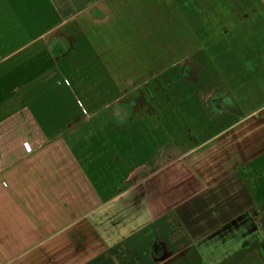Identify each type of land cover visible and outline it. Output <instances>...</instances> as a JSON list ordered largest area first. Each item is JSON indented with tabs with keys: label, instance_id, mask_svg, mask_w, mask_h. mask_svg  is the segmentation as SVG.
<instances>
[{
	"label": "crops",
	"instance_id": "1",
	"mask_svg": "<svg viewBox=\"0 0 264 264\" xmlns=\"http://www.w3.org/2000/svg\"><path fill=\"white\" fill-rule=\"evenodd\" d=\"M0 147V264H264V0H0Z\"/></svg>",
	"mask_w": 264,
	"mask_h": 264
},
{
	"label": "rangeland",
	"instance_id": "2",
	"mask_svg": "<svg viewBox=\"0 0 264 264\" xmlns=\"http://www.w3.org/2000/svg\"><path fill=\"white\" fill-rule=\"evenodd\" d=\"M256 235L255 231L249 228V220L248 217L245 216L237 220L236 224L229 227L228 225L225 228L219 229L215 231L208 238L210 243L215 242H233V243H243L245 242V237L253 238ZM200 246V243L197 244ZM225 249H218L219 252H223ZM203 264L205 262L203 261Z\"/></svg>",
	"mask_w": 264,
	"mask_h": 264
},
{
	"label": "built area",
	"instance_id": "3",
	"mask_svg": "<svg viewBox=\"0 0 264 264\" xmlns=\"http://www.w3.org/2000/svg\"><path fill=\"white\" fill-rule=\"evenodd\" d=\"M1 154H2V149H1V147H0V158H1Z\"/></svg>",
	"mask_w": 264,
	"mask_h": 264
}]
</instances>
